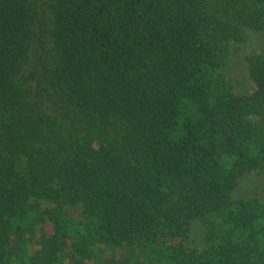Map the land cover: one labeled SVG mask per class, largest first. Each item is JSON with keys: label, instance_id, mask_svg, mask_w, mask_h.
Segmentation results:
<instances>
[{"label": "trees", "instance_id": "1", "mask_svg": "<svg viewBox=\"0 0 264 264\" xmlns=\"http://www.w3.org/2000/svg\"><path fill=\"white\" fill-rule=\"evenodd\" d=\"M251 30L264 0H0V264H264V203L233 196L264 53L250 94L222 70Z\"/></svg>", "mask_w": 264, "mask_h": 264}, {"label": "rangeland", "instance_id": "2", "mask_svg": "<svg viewBox=\"0 0 264 264\" xmlns=\"http://www.w3.org/2000/svg\"><path fill=\"white\" fill-rule=\"evenodd\" d=\"M259 53H264V30H251L248 42L233 45L232 54L222 70L236 93L247 95L255 91L256 82L251 75L249 57ZM233 196L238 200L259 198L264 203V172L256 169L242 175ZM83 210L81 203L68 208L70 215L77 221L83 219ZM206 234L202 221L195 220L191 231L194 243L200 245Z\"/></svg>", "mask_w": 264, "mask_h": 264}]
</instances>
